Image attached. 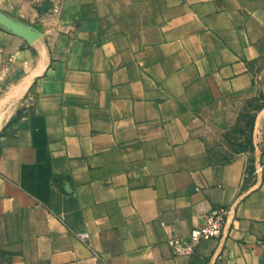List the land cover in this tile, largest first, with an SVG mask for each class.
<instances>
[{
	"label": "crops",
	"instance_id": "0c3cea01",
	"mask_svg": "<svg viewBox=\"0 0 264 264\" xmlns=\"http://www.w3.org/2000/svg\"><path fill=\"white\" fill-rule=\"evenodd\" d=\"M262 102L264 0H0V264H264Z\"/></svg>",
	"mask_w": 264,
	"mask_h": 264
},
{
	"label": "built area",
	"instance_id": "2783aa9c",
	"mask_svg": "<svg viewBox=\"0 0 264 264\" xmlns=\"http://www.w3.org/2000/svg\"><path fill=\"white\" fill-rule=\"evenodd\" d=\"M259 166L256 171L261 170ZM229 213L227 207H219L205 215L200 226L193 227L186 236H172L167 240V244L176 255H191L201 239L216 238L222 233L223 223ZM79 238L84 241L87 233L81 232Z\"/></svg>",
	"mask_w": 264,
	"mask_h": 264
},
{
	"label": "rangeland",
	"instance_id": "374dc122",
	"mask_svg": "<svg viewBox=\"0 0 264 264\" xmlns=\"http://www.w3.org/2000/svg\"><path fill=\"white\" fill-rule=\"evenodd\" d=\"M226 134L225 140L239 147L252 145L255 136L257 142L264 148V102L255 105L253 109L241 112Z\"/></svg>",
	"mask_w": 264,
	"mask_h": 264
}]
</instances>
